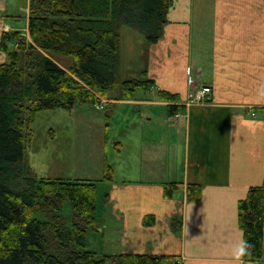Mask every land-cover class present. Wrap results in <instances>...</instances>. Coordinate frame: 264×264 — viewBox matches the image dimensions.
Segmentation results:
<instances>
[{
    "label": "crops",
    "instance_id": "crops-1",
    "mask_svg": "<svg viewBox=\"0 0 264 264\" xmlns=\"http://www.w3.org/2000/svg\"><path fill=\"white\" fill-rule=\"evenodd\" d=\"M1 16L6 23L18 15ZM162 32L154 44L138 39L142 67L134 71L145 70L153 84L134 98L112 99L131 111L122 129H103L105 143L127 147L137 160L118 180L111 167L110 180L82 178L105 184L102 198L108 194L97 218L100 234L106 228L113 234L104 252L175 255L180 264H257L240 251L238 202L264 177V0H171ZM201 85L211 87L209 100L188 102ZM159 91L178 99H162ZM169 104L182 105L179 117H169ZM171 181L183 184L165 198ZM187 182L201 185L199 200H187ZM146 214L154 215L152 225L143 224ZM173 215L181 218L178 231Z\"/></svg>",
    "mask_w": 264,
    "mask_h": 264
},
{
    "label": "trees",
    "instance_id": "trees-1",
    "mask_svg": "<svg viewBox=\"0 0 264 264\" xmlns=\"http://www.w3.org/2000/svg\"><path fill=\"white\" fill-rule=\"evenodd\" d=\"M171 0H29L27 32L3 30L0 51V264H165L175 255L132 251L97 252L86 246L89 231L100 233L96 217L97 183L85 179L42 178L24 166L26 127L46 109H72L102 98L130 99L153 80L141 70L122 79L120 30L141 33L148 44L162 36ZM71 60L64 66L53 59ZM118 85L119 92H110ZM162 99H178L159 91ZM107 101L106 107H109ZM181 107L169 104L172 113ZM105 161L104 177L110 180ZM183 182L164 183L163 195L172 198ZM201 185L187 182V200H199ZM108 194L103 195V201ZM72 207L71 225L62 214L63 201ZM41 212L44 219L34 216ZM146 214L143 224L154 223ZM181 228L180 215L171 217ZM238 224L243 231L245 260L264 263V177L249 187L238 202Z\"/></svg>",
    "mask_w": 264,
    "mask_h": 264
},
{
    "label": "rangeland",
    "instance_id": "rangeland-1",
    "mask_svg": "<svg viewBox=\"0 0 264 264\" xmlns=\"http://www.w3.org/2000/svg\"><path fill=\"white\" fill-rule=\"evenodd\" d=\"M5 5L0 8L3 13L17 14V17H6V23L0 22V31L9 29L11 26L15 30L25 31L26 4L27 0H4ZM0 15V19L2 16ZM10 27H9V26ZM121 52H120V72L122 79L137 77L139 71L134 70L142 67V59L138 54L139 42L143 40L141 33L127 26L121 27ZM1 33V32H0ZM158 42V41H157ZM156 42V43H157ZM120 44V42H119ZM153 46V45H151ZM154 47V46H153ZM6 53L0 51V63L6 60ZM57 62L64 66L71 64V60L63 56H53ZM116 85L110 94H118ZM102 98L95 104H79L72 109H46L39 112L31 124V129L25 128L26 146L24 151V166L27 172L38 179L42 178H63V179H100L104 177L103 158L112 170L115 178H121L122 171L126 169L127 162L137 160L130 155L127 147L116 151L112 145L113 141L105 143L106 132L103 129H122L126 126V119L129 116L132 106L119 104L113 106L115 101L108 102ZM104 107L100 109V103ZM171 118V115L169 116ZM146 133V132H145ZM128 134V133H127ZM126 144V142H124ZM140 157V155H138ZM105 163V162H104ZM110 176L112 171L107 170ZM87 180V179H85ZM105 184L100 188L97 185V215H102L101 202ZM62 214L67 219L66 223L70 227L73 214L71 204L68 199L63 201ZM39 219H44L41 212L34 213ZM107 219H110L108 217ZM111 226V223L109 224ZM113 234L106 228L104 234L89 231L87 234L86 246L97 252L107 249L105 243L109 236ZM105 246V249L103 248Z\"/></svg>",
    "mask_w": 264,
    "mask_h": 264
},
{
    "label": "built area",
    "instance_id": "built-area-1",
    "mask_svg": "<svg viewBox=\"0 0 264 264\" xmlns=\"http://www.w3.org/2000/svg\"><path fill=\"white\" fill-rule=\"evenodd\" d=\"M210 92V88L208 86H202L195 89H192L189 94L188 98L190 102H201L208 98ZM178 114L176 113L175 116Z\"/></svg>",
    "mask_w": 264,
    "mask_h": 264
},
{
    "label": "clouds",
    "instance_id": "clouds-1",
    "mask_svg": "<svg viewBox=\"0 0 264 264\" xmlns=\"http://www.w3.org/2000/svg\"><path fill=\"white\" fill-rule=\"evenodd\" d=\"M240 251H241V253H243L244 251H246V246L245 245H241V248H240Z\"/></svg>",
    "mask_w": 264,
    "mask_h": 264
}]
</instances>
